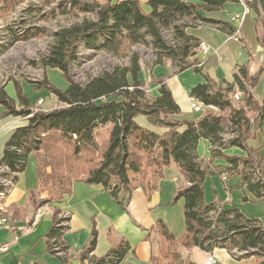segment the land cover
Returning a JSON list of instances; mask_svg holds the SVG:
<instances>
[{
    "label": "trees",
    "instance_id": "1",
    "mask_svg": "<svg viewBox=\"0 0 264 264\" xmlns=\"http://www.w3.org/2000/svg\"><path fill=\"white\" fill-rule=\"evenodd\" d=\"M13 1L0 0V3L9 9ZM99 1L72 0L69 9L60 10L68 15L93 14L94 18L84 17L55 31L47 55L41 59L43 68L60 70L67 82L64 90L43 86L55 97L57 108L34 112L20 87L16 89V100L7 94L4 86L0 87L4 116L25 121L6 141L0 165L9 168L15 184L25 170L29 154L34 155L38 192L47 191L49 195L39 200L37 206L62 199L70 194L73 182L82 181L102 186L123 211L135 188L140 187L149 196L163 178L164 169L175 165L186 183L175 191L172 200V203L183 200L184 231L175 236L162 220H157L150 232L158 234L162 243L156 255L151 252L149 263L193 264L188 257L182 258L179 248L204 252L220 248L230 255L232 249H237L245 252L237 258H264V227L259 221L246 218L236 206L204 200V182L208 176L237 175L240 188L256 201H264L261 167L264 155H257L256 150L247 146V141L255 139L264 123V90L261 101L252 94L263 69L251 74L247 66H237L231 82H214L207 73L208 66L197 58L196 50L201 42L196 36L177 33L174 46H168L160 34L161 29L176 28V23L193 18L205 24H219L227 35H233L227 22L212 16L228 0H148V12L137 0ZM250 9L260 10L264 15V0H253ZM20 38L27 39V31L16 35L14 40ZM136 45L155 50L153 65L169 61L178 73L192 70L201 75L203 82L191 88L189 97L218 111L206 110L197 120L183 118L162 79H154L158 84L157 95H150L141 79V60L137 53L131 52ZM81 48L127 59L128 64L114 66L79 84L70 79L69 65L77 60ZM235 89L241 93L239 106L232 100ZM139 116L146 118L150 128L137 124ZM99 131H104L100 141ZM202 140L210 145L207 159L197 154ZM98 143L103 147L99 149ZM54 144L67 147L75 164L84 150H99L100 157L90 168L76 167L59 174L54 170L53 155L50 157ZM232 147L245 151L246 156L225 154ZM215 159L223 160L226 166L213 164ZM32 195L30 192V199ZM242 201L249 200L244 195ZM59 214L58 210L53 212L52 224L45 234V251L57 257L59 264H67L72 255L63 234L68 228L61 224L68 222V217ZM97 239L93 222L89 239L79 254L81 264H121L131 250L128 242L121 239L104 255L95 256ZM55 248L63 255H57Z\"/></svg>",
    "mask_w": 264,
    "mask_h": 264
},
{
    "label": "crops",
    "instance_id": "2",
    "mask_svg": "<svg viewBox=\"0 0 264 264\" xmlns=\"http://www.w3.org/2000/svg\"><path fill=\"white\" fill-rule=\"evenodd\" d=\"M137 1L140 2L143 10L148 12L146 6L148 0ZM242 13L243 8L237 0H228L221 10L213 12V17L229 24L235 36L227 35L219 24L200 26L196 37L200 42L210 46L215 53L212 51L206 55L197 54V58L208 66L207 73L214 82L221 80L231 82L233 70L237 66H247L251 74L263 69L259 77L260 81L263 80L261 93L256 95L257 87L252 90L256 100L261 101L264 90V46L262 44L264 15L260 10L250 9V12L240 19L231 20L232 16H241ZM141 79L145 84L146 91L152 96L157 95L158 89V84L154 79H162L179 106L183 118L197 120L202 116V112L192 110V99L189 97L191 88L203 82L201 75L192 70L178 73L167 61L164 65H150L148 68H144V64L141 63ZM7 94L14 98L12 92H7ZM24 124V119L20 117L4 116L3 109L0 107V159L11 133ZM146 124L142 126L150 128L148 123ZM247 146L256 150L257 155H264V123L261 129L256 132L255 139L247 141ZM209 148L208 141H200L197 146L198 156L209 158ZM225 154L246 156L245 151L236 147L227 149ZM213 164L226 166V163L219 159H215ZM36 167L34 155L29 154L24 172L18 176L12 190L3 202L6 211L4 216L8 222L5 225L0 224V246L6 245L7 249L0 251V264H34L38 262L59 264L57 257L49 255L45 251V234L52 224V215L55 211L53 209L55 208L61 214H68V229L63 234V239L72 256L67 264H81L79 254L89 239L92 227L91 219H93L98 232L97 244L93 252L95 256L104 255L112 244L121 239L128 242L131 250L121 264H150L152 245L156 239V233L150 232V230L157 220H162L175 236H177L175 230H179L177 234L182 230V223L184 225L183 209L180 208L181 212L177 217V210L175 211L173 207L176 203H172V200L175 191L186 183L175 165L164 169L163 178L157 182L156 190L149 196H146L140 187L135 188L124 211L118 207L102 186L90 185L82 181L73 182L70 194L65 195L61 200L37 206L39 200L47 197V193L38 192ZM261 167L264 173V156ZM237 178V185H239L240 179L238 176ZM219 179L224 183L227 194L225 200L208 201L205 188L204 200L220 202L222 206L233 205L234 202L228 198L229 191H231L230 186L226 184L228 178ZM240 191L253 204L264 205V201H256L244 188H240ZM30 192L34 195L32 199H30ZM56 204L59 207H55ZM37 213H40V216L35 225H32ZM243 214L248 219L259 221L264 227L263 215ZM186 254L189 255L193 264H205L209 256H213L218 264H264L262 257L233 258L226 250L220 248H215L210 252L194 248Z\"/></svg>",
    "mask_w": 264,
    "mask_h": 264
},
{
    "label": "rangeland",
    "instance_id": "3",
    "mask_svg": "<svg viewBox=\"0 0 264 264\" xmlns=\"http://www.w3.org/2000/svg\"><path fill=\"white\" fill-rule=\"evenodd\" d=\"M79 1L89 2L91 0ZM71 2L72 0H15L10 2L12 7L9 9L0 3V87L4 86L8 93L12 92L15 100L16 89L20 87L22 95L30 103L34 104L32 105L34 112H46L58 107L53 94L43 86L51 85L59 90H64L67 87V82L60 70L43 68L41 65V59L47 55L48 48L52 43L53 33L61 27H68L71 24L80 22L84 17L89 19L94 18L93 14H87L86 16L82 14H62L60 10L69 9ZM204 25L205 23L200 20L185 18L181 22L176 23V28L172 27L168 30L161 29L160 34L168 46H174V35L184 32V34L190 36H197V32L200 31L199 27ZM24 31H27L28 38H20V40L15 41L14 37L22 34ZM131 52L138 54L141 63L144 64V68H148L150 65L153 66L156 52L152 47L136 45L131 48ZM127 64V59H117L103 52L81 48L79 49L77 60L71 62L69 65V77L72 81L83 84L89 78L96 77L114 66H124ZM37 87L41 88L38 89ZM256 87L258 91L255 93L259 95L263 89L262 79ZM232 100L237 106L242 104L241 100L236 101L233 97ZM252 114L249 116H253ZM136 122L141 127H144L142 125H147V120L143 116L137 117ZM155 131L160 132L158 128ZM97 135L98 140H102L101 136H104V131H99ZM51 139H53L51 140L52 143H55L56 140L54 138ZM53 146L54 152L50 153V157L53 155L51 159L53 160L54 170L59 174L70 171L68 169L71 168L75 169L76 167L78 170L81 167L90 168L100 157L99 150H97L98 152L84 150L80 157L77 158V164H75L67 147L61 144H54ZM98 147L99 149L102 148L103 144H99ZM47 160L49 161L50 159ZM49 164L51 165V162ZM46 171L49 172L50 169L47 168ZM237 182V176L233 175L228 177L226 183L227 186L231 187L228 198L234 202L233 206L238 207L242 214L247 213V215L264 216V205L253 204L250 200L249 202L242 201L244 195L241 193L240 186L237 185ZM204 188L208 201L225 200L227 194L224 183L218 177L208 176L204 182ZM45 192L47 193V197H49L48 192ZM182 205L183 200L180 199L173 206L175 208L174 210H177V217H179L178 215L181 209H183ZM55 207H59V205L56 204ZM53 210L58 209L55 208ZM61 216L63 214L60 213L59 217ZM90 222L92 224L93 219ZM178 231L175 230L177 236L183 233V223L182 230L179 234H177ZM161 243V238L156 234V239L152 245V251L155 255L161 248ZM179 251L182 258L188 257L190 260L189 255L186 254V252H189L188 250L179 248Z\"/></svg>",
    "mask_w": 264,
    "mask_h": 264
},
{
    "label": "built area",
    "instance_id": "4",
    "mask_svg": "<svg viewBox=\"0 0 264 264\" xmlns=\"http://www.w3.org/2000/svg\"><path fill=\"white\" fill-rule=\"evenodd\" d=\"M237 2L242 6L243 8V13L242 15H235L231 17L232 21H235L237 19H240L241 17H243L244 15L248 14L250 12V4L253 2V0H237ZM235 36V34H233ZM232 36V37H234ZM214 52L213 49H211L210 46H208L206 43L201 42L196 50L197 54H207L209 52ZM215 53V52H214ZM197 67L200 66V64L196 65ZM233 99L236 101H239L241 99V93L238 89H235V92L232 95ZM237 98V99H236ZM41 104V102H39ZM191 108L193 111L195 112H204L206 110H212L214 112H217L218 110L214 107H206L204 105H202L201 103H198L194 100H192V104H191ZM0 169H8V177H10V172H9V168L5 165H0ZM11 178V177H10ZM223 179H225V177H222ZM12 179V178H11ZM6 213V211H0V224L5 225L7 224L8 220L7 218L4 216V214ZM40 216V213L35 214L34 219H33V223L32 225H35L36 221L38 220ZM62 218H67L68 214H63V216H61ZM7 249L6 245H2L0 246V251H5ZM56 252H57V248H55ZM245 252H237V249H232L231 251V256L233 258H237L240 257L242 255H244ZM205 264H218V262L216 261V259L213 256H209L207 257Z\"/></svg>",
    "mask_w": 264,
    "mask_h": 264
},
{
    "label": "bare ground",
    "instance_id": "5",
    "mask_svg": "<svg viewBox=\"0 0 264 264\" xmlns=\"http://www.w3.org/2000/svg\"><path fill=\"white\" fill-rule=\"evenodd\" d=\"M14 186V183L10 177H8V169H0V211H5L3 202L6 198V196L10 193ZM62 226H67V222H64L61 224ZM239 252V251H237ZM57 255L61 256L63 255L62 252L58 251L57 249Z\"/></svg>",
    "mask_w": 264,
    "mask_h": 264
}]
</instances>
